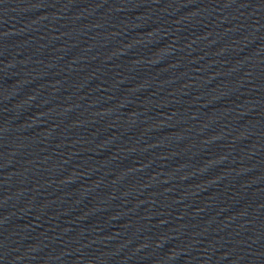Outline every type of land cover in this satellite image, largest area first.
<instances>
[{"label": "water", "instance_id": "95a60500", "mask_svg": "<svg viewBox=\"0 0 264 264\" xmlns=\"http://www.w3.org/2000/svg\"><path fill=\"white\" fill-rule=\"evenodd\" d=\"M0 264H264V0H0Z\"/></svg>", "mask_w": 264, "mask_h": 264}]
</instances>
